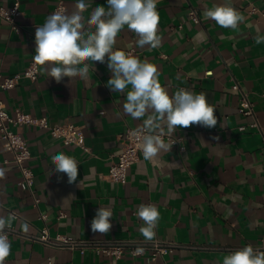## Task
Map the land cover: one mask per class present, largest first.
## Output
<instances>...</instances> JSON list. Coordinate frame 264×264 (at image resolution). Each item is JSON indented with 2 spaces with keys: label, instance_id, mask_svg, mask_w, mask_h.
<instances>
[{
  "label": "crops",
  "instance_id": "crops-1",
  "mask_svg": "<svg viewBox=\"0 0 264 264\" xmlns=\"http://www.w3.org/2000/svg\"><path fill=\"white\" fill-rule=\"evenodd\" d=\"M13 0H0L10 5ZM89 18L107 0H86ZM225 0H159L160 45L152 49L137 45L138 36L125 26L114 50L132 53L141 61L155 64L159 82L173 95L180 88L206 93L218 118L211 129L192 125L176 130L184 137L186 149L174 146L161 150L152 160L143 154L129 168L128 181L108 177L110 167L122 149L121 134L126 127H142L147 116L133 120L123 113L125 94L106 87L111 73L105 63L88 61L87 79L65 77L57 83L42 71L37 80L21 78L14 88L3 90L1 99L14 113L21 109L36 117H47L51 124L73 122L82 125L88 150L65 144L50 131L36 125L15 128L28 141L32 157L28 162L35 172V190L41 198L33 206L30 192L21 189V173L12 162L0 136V216L11 220V253L4 264H222L230 252L251 244L264 246V0H230V6L245 17L238 30L221 28L204 17L206 8ZM57 0H22L19 32L0 19V74L15 76L33 60L35 28L53 13ZM67 11L75 10L76 0H66ZM256 8L253 10L252 8ZM195 9L200 22L189 18ZM182 25V27L180 26ZM94 30V28H93ZM212 71L208 74V71ZM240 82L255 104L263 127L239 126L253 121L238 112L239 92L232 88ZM59 152L78 163V176L68 182L56 173L51 157ZM45 158V159H42ZM9 159V162H6ZM152 202L160 213L153 237L178 246L153 263L148 255L125 253L109 257L95 248L46 244L37 236L47 225L50 234L91 241L147 239L139 231L142 221L136 215L141 204ZM112 211V228L107 234L93 233L90 221L97 209ZM48 214L46 221L39 213ZM64 212L65 215L60 217ZM152 237V238H153Z\"/></svg>",
  "mask_w": 264,
  "mask_h": 264
},
{
  "label": "clouds",
  "instance_id": "clouds-1",
  "mask_svg": "<svg viewBox=\"0 0 264 264\" xmlns=\"http://www.w3.org/2000/svg\"><path fill=\"white\" fill-rule=\"evenodd\" d=\"M159 0H107V8L98 6L89 18L83 13L91 6L86 0H76L75 10L66 13L57 10L50 14L42 26L35 28V50L33 60L42 66V71L57 83L65 77L87 79L91 61L105 63L111 73L106 87L116 93L125 94L123 113L133 120L145 116L143 126L131 130V135L141 141V151L145 160H152L161 150L169 151L175 143H165L162 137H171L179 128L199 125L208 129L217 126L218 118L206 93H195L180 88L173 95L159 82V72L155 64L141 61L131 52L114 50L118 33L127 29L138 36L140 48L152 49L160 45L157 35L160 15L157 10ZM204 17L211 19L221 28L238 30L245 17L230 0L222 5L206 8ZM94 28V30H93ZM256 44L264 43V35L255 37ZM165 128L167 133H165ZM56 173H64L69 183L76 181L78 163L72 156L59 152L51 157ZM0 175L3 170L0 169ZM136 215L143 222L139 231L151 240L157 227L160 213L153 204H141ZM13 218L0 216V264L11 253V242L7 228ZM112 211L100 206L90 229L93 233L107 234L112 228ZM222 264H264V250L251 244L241 247L223 257Z\"/></svg>",
  "mask_w": 264,
  "mask_h": 264
},
{
  "label": "built area",
  "instance_id": "built-area-1",
  "mask_svg": "<svg viewBox=\"0 0 264 264\" xmlns=\"http://www.w3.org/2000/svg\"><path fill=\"white\" fill-rule=\"evenodd\" d=\"M22 0H13L10 5H0V19L7 22L11 28L19 32L22 26L18 23V17L22 14L21 10ZM67 11L66 0H57V4L53 9V13L57 10ZM255 10L256 8H252ZM189 18L194 22H200V17L195 9L189 10ZM264 17V12H263ZM182 27V25H180ZM128 52L133 53L134 49ZM40 65H37L34 60H32L27 68L15 76H3L0 74V93L3 90L14 88L21 78H29L31 80H37L40 76ZM211 74L212 71H208ZM232 88L239 92V106L238 112L244 116H252L253 121L248 124H242L239 126L240 131H244L248 126L257 127L261 130V126L255 112V104L248 92H246L241 86L240 82L236 81L233 83ZM264 96V94H263ZM22 125H36L41 128H46L50 131L54 138L61 139L65 144L74 143L79 145L85 150H88L86 145V136L82 125H77L73 122H67L64 124H51L47 117H36L30 113H27L21 109H16L14 113H11L6 103L0 97V136L3 144L7 150L12 152L13 159L12 162L19 169L21 173V178L19 180V185L21 189L30 192L33 197V206L39 208V203L41 198L35 190V172L33 168L28 165L29 160L32 157V153L29 147L27 139L18 131L15 130L16 127ZM138 127H126L125 131L121 134L122 149L118 153V158L114 161L110 167L109 173L107 174L109 178L116 182L126 183L129 176V168L138 162L141 158V141L136 137L131 135V130ZM165 133L167 129L165 128ZM162 139L165 143H175L173 146L178 149L180 153L184 152L186 145L184 144V137L174 133L171 137L165 134ZM45 159V158H42ZM6 159V162H9ZM146 204H153L152 202H146ZM12 217H19L16 212L10 213ZM65 213L62 212L60 217L64 216ZM39 218L46 221L48 214L44 212L39 213ZM8 231V238L15 229L11 225L10 228L6 229ZM155 233V230H154ZM37 238L46 244L60 245L69 248H79L81 252L89 247L95 248L98 252H102L109 257H114L116 259L121 258L125 253H130L134 256L137 255H148L149 260L153 263L164 258V256L178 246L171 241L159 239L153 237L151 240H119V241H91V240H81L75 239L73 237L61 236V235H51L47 225H44L41 229V234ZM264 250V246L257 247ZM234 252L233 250L230 252ZM48 264H54L51 259H49Z\"/></svg>",
  "mask_w": 264,
  "mask_h": 264
}]
</instances>
